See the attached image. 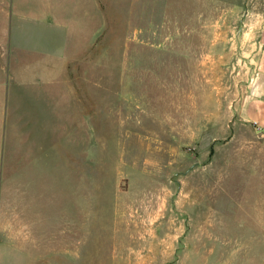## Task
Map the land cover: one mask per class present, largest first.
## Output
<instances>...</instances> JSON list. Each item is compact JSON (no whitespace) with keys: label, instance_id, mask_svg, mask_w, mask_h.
Segmentation results:
<instances>
[{"label":"rangeland","instance_id":"1","mask_svg":"<svg viewBox=\"0 0 264 264\" xmlns=\"http://www.w3.org/2000/svg\"><path fill=\"white\" fill-rule=\"evenodd\" d=\"M63 9L66 100L15 87L1 136L0 264H234L249 238L264 264V0Z\"/></svg>","mask_w":264,"mask_h":264},{"label":"crops","instance_id":"2","mask_svg":"<svg viewBox=\"0 0 264 264\" xmlns=\"http://www.w3.org/2000/svg\"><path fill=\"white\" fill-rule=\"evenodd\" d=\"M81 6L83 0H0V150L13 115L15 87H38L53 99L66 100L63 92L55 93L66 86L67 32L73 22L63 7L72 13ZM218 249L219 262L256 264L258 259L256 238Z\"/></svg>","mask_w":264,"mask_h":264}]
</instances>
